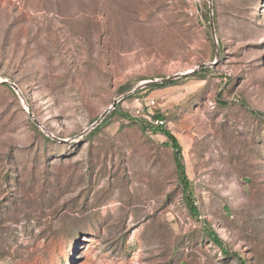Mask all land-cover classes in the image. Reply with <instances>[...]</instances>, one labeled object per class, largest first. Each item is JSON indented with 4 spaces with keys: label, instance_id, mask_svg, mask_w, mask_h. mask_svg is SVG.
<instances>
[{
    "label": "rangeland",
    "instance_id": "1",
    "mask_svg": "<svg viewBox=\"0 0 264 264\" xmlns=\"http://www.w3.org/2000/svg\"><path fill=\"white\" fill-rule=\"evenodd\" d=\"M250 111L264 116V0H0V264H264ZM137 121L178 140L191 200Z\"/></svg>",
    "mask_w": 264,
    "mask_h": 264
},
{
    "label": "trees",
    "instance_id": "2",
    "mask_svg": "<svg viewBox=\"0 0 264 264\" xmlns=\"http://www.w3.org/2000/svg\"><path fill=\"white\" fill-rule=\"evenodd\" d=\"M202 70V69H201ZM200 70V71H201ZM198 73L194 74V76H196ZM173 82H170L169 84H171ZM2 86H7L6 83H2ZM168 84H161L160 86H166ZM116 109V108H115ZM113 112H117V111ZM254 116H262L264 118L263 115L261 114H257L253 111H250ZM126 119H128L129 121H135L132 118H130L129 116H125ZM163 117L160 115L155 116V119H162ZM137 123H139L141 130L143 132L147 131L148 129H150V131L152 133H160L161 135H163L166 140H167V145L171 148L172 150V156H173V160H174V164H175V170L178 176V180H179V184L182 188V195L186 198V199H190L191 200V194H190V187H189V183L187 181L186 175H185V169L184 166L182 164V155H181V147L178 143V140L168 131L166 130L164 127L162 126H146L144 125V123L142 121H137ZM98 129V127H96L93 131H96ZM188 209L190 214L192 215H197V208L195 207L194 203L190 202L188 204ZM206 235L208 237V239L210 240V242L215 245L217 248H219L221 250V252L226 254V251L223 248L222 242L220 241V239L212 232V231H207ZM240 260V264H244L242 259Z\"/></svg>",
    "mask_w": 264,
    "mask_h": 264
},
{
    "label": "water",
    "instance_id": "3",
    "mask_svg": "<svg viewBox=\"0 0 264 264\" xmlns=\"http://www.w3.org/2000/svg\"><path fill=\"white\" fill-rule=\"evenodd\" d=\"M211 31H212V36H213V39H214V34H213V29H212V24H211ZM214 43L215 45H217V42L216 40L214 39ZM216 57L219 58L220 55H219V52H216ZM205 67V65H200L198 66L197 68L187 72V73H184V74H177V75H174L172 77H167V78H163V79H160V80H151V81H147L143 84H141L138 88H141L143 86H151V85H156V84H165V83H168L170 81H173V80H176V79H179L180 77H185V76H188V75H192L194 73H196L197 71L203 69ZM4 83H7L6 81ZM8 84L11 86V88L17 93L20 95L19 91H18V88L12 83V82H8ZM119 103V100H115L111 105L110 107L108 108V110H106L101 116L100 118L96 121V123H94L92 125V127H94L96 124H98L104 117L105 115L110 111V110H114L117 106V104ZM28 115H29V118L32 119V121L34 122L35 125L37 126H40L39 123L32 117V114L28 111ZM87 132L84 131L83 134H85ZM59 141L60 143L61 142H65L64 140H57Z\"/></svg>",
    "mask_w": 264,
    "mask_h": 264
},
{
    "label": "built area",
    "instance_id": "4",
    "mask_svg": "<svg viewBox=\"0 0 264 264\" xmlns=\"http://www.w3.org/2000/svg\"><path fill=\"white\" fill-rule=\"evenodd\" d=\"M157 123V122H156Z\"/></svg>",
    "mask_w": 264,
    "mask_h": 264
}]
</instances>
